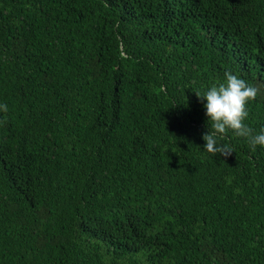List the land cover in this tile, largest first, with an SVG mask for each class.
Here are the masks:
<instances>
[{"label": "trees", "instance_id": "16d2710c", "mask_svg": "<svg viewBox=\"0 0 264 264\" xmlns=\"http://www.w3.org/2000/svg\"><path fill=\"white\" fill-rule=\"evenodd\" d=\"M226 72L261 132L264 0H0V264H264V147L203 150Z\"/></svg>", "mask_w": 264, "mask_h": 264}, {"label": "clouds", "instance_id": "9594fccd", "mask_svg": "<svg viewBox=\"0 0 264 264\" xmlns=\"http://www.w3.org/2000/svg\"><path fill=\"white\" fill-rule=\"evenodd\" d=\"M195 94L206 110L208 131L203 135V140L206 142L203 146L204 151L219 152L222 155L231 154L230 148L218 145V139L228 130L233 131L237 136L247 138L253 149L256 146L264 147V130L253 134L244 123L248 117L246 106L257 95V90L244 79L226 72L222 83ZM0 111L7 112V104L0 103Z\"/></svg>", "mask_w": 264, "mask_h": 264}]
</instances>
